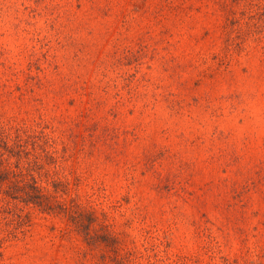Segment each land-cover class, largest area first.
Segmentation results:
<instances>
[{"label":"rangeland","instance_id":"374dc122","mask_svg":"<svg viewBox=\"0 0 264 264\" xmlns=\"http://www.w3.org/2000/svg\"><path fill=\"white\" fill-rule=\"evenodd\" d=\"M0 177V264H264V0H0Z\"/></svg>","mask_w":264,"mask_h":264},{"label":"trees","instance_id":"16d2710c","mask_svg":"<svg viewBox=\"0 0 264 264\" xmlns=\"http://www.w3.org/2000/svg\"><path fill=\"white\" fill-rule=\"evenodd\" d=\"M14 146H15V145H14ZM14 146H10V147H8V148H10V149H11V148H12V147H14ZM3 178H4V177H0V179H3Z\"/></svg>","mask_w":264,"mask_h":264}]
</instances>
